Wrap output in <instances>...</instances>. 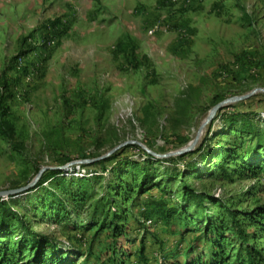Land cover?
I'll use <instances>...</instances> for the list:
<instances>
[{"label": "rangeland", "instance_id": "374dc122", "mask_svg": "<svg viewBox=\"0 0 264 264\" xmlns=\"http://www.w3.org/2000/svg\"><path fill=\"white\" fill-rule=\"evenodd\" d=\"M255 47H264V0H0V72L18 58L12 75L19 82L9 101L16 127L14 144L0 136V192L27 187L43 169L48 170L42 181L52 176L51 170L65 178L64 182L49 179L33 192L8 198L35 231L62 247L56 248L61 264L67 259L83 262L81 252L90 249L104 261L109 249H132L126 240L110 239L111 230L102 226L100 210L108 205L111 164L96 166L94 160L121 144L136 146L135 142L158 155L188 147L215 103L227 99L220 95V86L232 83L241 95L264 88L263 73L241 71L237 61L238 54H253ZM196 61L202 63V72ZM64 85L71 93L74 113L63 137L59 96ZM98 95L108 102L104 127L118 137L113 132L95 137L99 135L94 121ZM238 113L264 117V94L220 111L200 138L198 152L170 167L182 170L191 164L195 173L186 168L188 172L168 178L163 175L167 169L158 166L162 181L168 186L170 182L172 190L180 189L174 197H179L183 210L171 226L157 223L148 229V254L154 262L167 248L168 257L183 263L187 255L191 259L202 255L211 249L207 226H220L223 219L229 223L226 209L242 215L264 205V174L242 179L230 164L227 177L214 171L211 160L204 162L208 147L228 142L211 135L206 141L209 129L229 133L224 129L227 116ZM82 132L86 144L79 156L76 149L83 141ZM256 144L243 139L238 146L247 153ZM128 152L142 162L141 151ZM86 160L91 162L80 163ZM84 176L92 181L87 186L90 197L80 205L69 196L79 193L78 177ZM96 176L103 178L102 185ZM183 179L203 195L200 202L182 199ZM148 195L134 209L136 218ZM57 202L65 205L62 217ZM81 229L88 234L82 235ZM232 233H226L229 243H234ZM141 234L134 237L137 246ZM22 238L18 230L14 241ZM259 244L264 246V240Z\"/></svg>", "mask_w": 264, "mask_h": 264}, {"label": "trees", "instance_id": "16d2710c", "mask_svg": "<svg viewBox=\"0 0 264 264\" xmlns=\"http://www.w3.org/2000/svg\"><path fill=\"white\" fill-rule=\"evenodd\" d=\"M17 60L18 58L12 59L0 72V136L10 146L14 144L16 135V127L11 115L9 101L13 97L12 92L19 86L18 79L12 75L16 70L14 64ZM237 61L241 71L262 72L264 75V47H255L253 54L247 52L238 54ZM201 64L196 61L197 68L202 72ZM232 80H235V77ZM204 81H208L207 75H204ZM260 83L264 87V77ZM219 92L221 96H226L227 98L241 95L240 90L232 83L220 86ZM70 94L67 85L62 86L59 96L62 106L59 129L63 137L66 134V124L74 113V103ZM217 104H219L218 101L214 106ZM231 107H226L222 111ZM107 110L108 102L105 96L98 95L94 118L98 128L96 134H99L98 136L95 135L97 138L101 137L104 132H113L111 129H105L104 127V118ZM257 118L258 116L248 113L233 114L227 116L225 123L224 129L229 130V133L225 131L214 133L210 132L209 129L206 141L211 135L216 138L219 136L228 138V142L224 145L217 143L214 147H208L207 153L203 156L204 162L211 160L214 164V171L223 173L227 177H229L228 166L234 164V172L242 179L253 180L260 178L264 174V128L262 126L264 117L259 116V119ZM82 133L80 137L83 141L79 143L76 149L77 155L80 154L79 156L85 150L86 144L84 140L86 136L84 132ZM113 133L116 137L119 136L117 132ZM243 139L256 141L255 150L241 153L240 150L242 149L238 145ZM134 148L142 152V162L135 160L133 155H129L128 151ZM197 152L198 150H195L176 158L160 159L143 151L136 145L127 148L123 147L105 160L94 163L96 166L111 164V167H109L110 177L106 188L108 205L100 210L104 216L102 226H105L107 230H111L109 232L110 239L114 241L118 240V238L126 240L132 249L124 251L122 248L121 252L116 251V248L113 250L109 249L105 254V261L102 256L94 255L93 249H90L87 254L80 251L81 258L85 259L83 262H72L67 259L62 264H264V246L261 247L259 244L261 240H264V205H257L254 210L242 215L226 209L229 223L226 222L227 219H223V223L220 226L210 225L206 228V236L210 240L211 249H206L202 255L192 259L187 255L185 263L178 258L168 257L166 255L169 253L168 248L162 250L164 252L161 258L159 260L155 259V262L154 259L149 257V247L146 241L148 229L157 225V223L171 226L177 219L182 217V203L179 202V197H174L179 194L178 191L180 189L172 190L170 182L169 186L166 185V181L164 180L163 182L162 177L166 175L165 177L169 178L173 174L177 176L182 170L183 173H186L188 172L186 168H192L189 172L195 173L197 169L196 167H191V164H188V167L184 166L185 168L182 170L173 168L171 170L170 167L175 161L192 157ZM161 165L162 167L160 168L167 169L166 173H163L164 176L159 173L161 169H158V166ZM173 170H176L177 173H174ZM50 173H53L52 176L44 181L41 179L40 184L38 183L39 186L45 185L49 179L64 182L65 178H61L62 175L59 177L53 170ZM128 176H132V178H127ZM95 178L102 185L103 178L101 179L99 176ZM91 182L87 176L78 177L77 183L80 184L79 193L71 194L69 199L76 203L81 202L80 205L86 203L88 197H90L86 195L87 186ZM62 185L64 186V183ZM37 188L34 187L29 192H33ZM181 188L182 199L186 203L200 202L203 199V195L195 191L186 179L182 180ZM110 195H115V197L110 198ZM146 195H148V200L142 205L140 215L136 218L133 215L134 209L140 208L138 206ZM55 204L62 205L61 202ZM127 204L130 207H124ZM52 206L56 207L54 203H52ZM65 210V205H62L59 212L61 217L62 214L65 215ZM131 218L134 219V223H130ZM18 230H20L23 238L20 241H14V235ZM229 230L234 232L230 235V238L234 239V243H229V239H226V233ZM81 231L82 235L88 234L87 229H81ZM138 233H143L141 234L142 239L139 246L134 242V237ZM69 246L71 248V245ZM56 248L61 250L62 247H55L48 236L35 231L29 219L23 217L22 213L13 207L12 199H0V264H49L52 258L55 259H52V264H61ZM72 248L74 249L75 247L72 246ZM231 250L234 253H229Z\"/></svg>", "mask_w": 264, "mask_h": 264}, {"label": "water", "instance_id": "95a60500", "mask_svg": "<svg viewBox=\"0 0 264 264\" xmlns=\"http://www.w3.org/2000/svg\"><path fill=\"white\" fill-rule=\"evenodd\" d=\"M259 92L264 94V88L255 89V90H253L252 92H250V93H248L246 95L233 96V97L227 98L224 101H222L219 104H217L216 106H214L213 109L211 110L209 116L207 117V119L201 125L196 139L188 147H186V148H184V149H182V150H180V151H178L176 153H170V154H167V155H158V154L152 152L151 150H149L147 147H145L141 143L135 142L133 144L141 147L147 153H149V154H151V155H153L155 157H158V158H169V157H175V156H182V155H185L187 153H190V152L195 150V148L198 145V143L200 141V138L202 137L205 129L210 124L213 123V121L215 120L217 114L220 111H222L226 107H229V106L235 105L237 103H241V102L247 101V100L253 98ZM123 147H125V145L122 144L119 147H117L116 149H114L113 151H111L108 155L102 157L101 159H97V160H94V161H101L103 159L105 160L106 158L110 157L114 152H116L117 150H119V149H121ZM89 162H91V161L86 160V161H83V162H80V163H89ZM46 170H48V169L41 170L39 172V174L37 175V177L27 187H24V188L18 189V190H14V191H10V192H8V191L0 192V199L7 200L12 195L22 194L24 192L30 191L31 189H33L34 187L37 186V184L40 182V180L43 177V175L46 172Z\"/></svg>", "mask_w": 264, "mask_h": 264}]
</instances>
